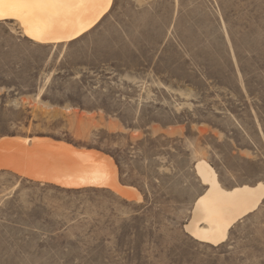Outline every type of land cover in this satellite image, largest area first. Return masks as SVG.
Masks as SVG:
<instances>
[{"label": "rangeland", "instance_id": "obj_1", "mask_svg": "<svg viewBox=\"0 0 264 264\" xmlns=\"http://www.w3.org/2000/svg\"><path fill=\"white\" fill-rule=\"evenodd\" d=\"M3 135L101 150L142 200L0 173V264H264V199L217 246L184 229L197 161L264 186V0H111L57 45L0 22Z\"/></svg>", "mask_w": 264, "mask_h": 264}, {"label": "bare ground", "instance_id": "obj_2", "mask_svg": "<svg viewBox=\"0 0 264 264\" xmlns=\"http://www.w3.org/2000/svg\"><path fill=\"white\" fill-rule=\"evenodd\" d=\"M111 0H0V22H13L28 40L41 45L65 44L87 33L108 12ZM13 141L27 144L28 139ZM48 143V152L29 162L48 165V176L19 174L10 167H0L22 180H32L40 185H53L65 189L85 187L104 188L127 201H141L134 187H121L113 160L92 151L75 150L60 142L45 139L31 143ZM69 151V156L62 152ZM75 159V161H71ZM64 162L77 168L74 173L60 170ZM195 169L207 190L196 199L185 231L190 237L211 246L227 240L233 225L258 209L264 199V186L242 185L226 190L216 173L203 160Z\"/></svg>", "mask_w": 264, "mask_h": 264}, {"label": "water", "instance_id": "obj_3", "mask_svg": "<svg viewBox=\"0 0 264 264\" xmlns=\"http://www.w3.org/2000/svg\"><path fill=\"white\" fill-rule=\"evenodd\" d=\"M16 138L20 139H28L29 142L27 144L20 143L17 141H13ZM35 139H45L50 140L51 142H60L64 144L66 147L75 149V150H85L92 151L98 154L101 157L111 158L108 154L98 150L96 148H88L85 146L76 145L72 142L54 139L48 136H33V137H24L21 135H3L0 136V167H10L12 170L19 174H28L34 176H48V165L41 162H29L28 159H33L35 157H39V155L48 152V143H31V140ZM65 156H69V151L62 152ZM112 159V158H111ZM71 161H75V159H71ZM115 167L116 164L114 163ZM60 170L65 173H74L77 171V168L73 167L71 162H64L60 166ZM0 173H4L9 175L13 180L17 181L19 177L7 173L4 170H0ZM23 182H29L30 184H39L33 181L22 180ZM118 183L121 187H130L118 180ZM45 186H53L49 184H45ZM95 187H85L80 189H88ZM119 197V196H117Z\"/></svg>", "mask_w": 264, "mask_h": 264}, {"label": "trees", "instance_id": "obj_4", "mask_svg": "<svg viewBox=\"0 0 264 264\" xmlns=\"http://www.w3.org/2000/svg\"><path fill=\"white\" fill-rule=\"evenodd\" d=\"M116 161V165L118 166V168L120 169V164H119V161L117 159H115Z\"/></svg>", "mask_w": 264, "mask_h": 264}]
</instances>
